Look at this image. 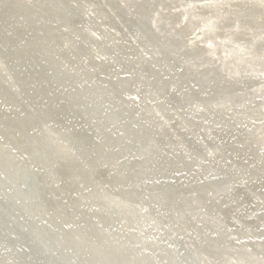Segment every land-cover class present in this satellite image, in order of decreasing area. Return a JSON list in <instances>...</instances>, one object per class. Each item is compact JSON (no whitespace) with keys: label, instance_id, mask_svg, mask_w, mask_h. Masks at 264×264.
<instances>
[{"label":"bare ground","instance_id":"1","mask_svg":"<svg viewBox=\"0 0 264 264\" xmlns=\"http://www.w3.org/2000/svg\"><path fill=\"white\" fill-rule=\"evenodd\" d=\"M0 264H264V0H0Z\"/></svg>","mask_w":264,"mask_h":264}]
</instances>
